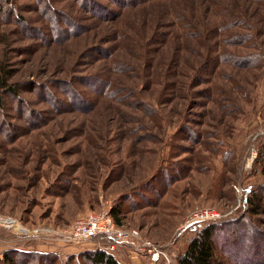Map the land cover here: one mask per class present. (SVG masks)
<instances>
[{"label":"rangeland","instance_id":"1","mask_svg":"<svg viewBox=\"0 0 264 264\" xmlns=\"http://www.w3.org/2000/svg\"><path fill=\"white\" fill-rule=\"evenodd\" d=\"M222 5L0 0V75L17 85L0 91V217L43 230L25 238L0 225V258L20 250L66 264L93 246L66 245L73 223L127 200L121 226L162 246L170 264L207 225L184 228L201 209L240 218L224 224L217 256L264 264V213L258 228L241 219L264 186V7L245 2L248 25L208 38L227 20ZM132 253L113 252L122 264Z\"/></svg>","mask_w":264,"mask_h":264},{"label":"trees","instance_id":"2","mask_svg":"<svg viewBox=\"0 0 264 264\" xmlns=\"http://www.w3.org/2000/svg\"><path fill=\"white\" fill-rule=\"evenodd\" d=\"M87 1H89L90 3L92 2L94 3L97 0H87ZM119 1L121 0H112V2L114 3H118ZM146 1H150V0H135V3L140 4ZM222 1H223V5L220 7V9L224 10V14H221L220 18L227 20L225 21L223 20L219 25H216L213 28L206 30L205 34L208 35V38L210 37V35L211 36L213 35L210 34V32L215 33L216 31H222V30L229 31L235 29L236 27L239 26L238 21H240L244 26L248 25L249 22L246 24L244 21V19L248 17L246 9L244 8L243 5L245 2L250 5H252V2H255L257 3L259 8L264 7V0H257V1L245 0V2L243 0H233V2L236 3L237 5L227 6V8L224 0ZM131 5L130 6L126 5L124 6V8L131 7ZM257 10L259 11V9ZM174 16L180 18L178 13H176ZM217 38H219L218 34H214L213 39H217ZM221 42L222 40L220 41V43ZM216 43H218V40L210 44V46L208 44V49H207L208 52H210V48H214L213 46L211 47V45L213 44L216 45ZM4 77L5 75H0V91L6 94H16L17 85L10 84L8 82V79ZM99 82H101V80H99L96 83L99 84ZM59 87L61 88V86ZM69 92L72 93L71 95L73 98L74 105H77L78 107L81 106L82 109H88L89 102L85 97L82 98L79 95H76L75 90L73 88L69 90ZM262 175L264 176V166L262 167ZM170 182H172V180L171 181L166 180V186ZM125 201L127 200L118 201L117 203L114 204V206L111 207L110 210V215L114 219L115 223L119 226L122 225V222L127 217L128 213H130V211L128 212V208L125 205ZM242 211L243 210H241V212ZM244 211L247 213V215L244 217H242L243 216L242 215L241 219L244 218V222L249 223L251 227L258 228L259 220L256 219L255 217L261 215L262 212L264 213V186L260 187L256 191L253 190L250 191V197L246 199L244 204ZM248 218H250L251 223L248 220ZM239 219L240 218L237 219L229 218V220L226 219L224 221L217 220L207 223V225H205L201 230H199L196 236L189 242L185 252L179 256V264H230L228 263L227 260H224L223 256H217L218 253L217 244L220 243L222 246L228 244L225 243L227 242L228 238L226 237L227 236L226 233H224L226 231L224 224H235L238 223ZM241 224L242 223L236 224V229L240 230V232L242 233L244 228L241 226ZM242 236L245 237L243 233ZM216 239H218V243ZM94 242L99 243L100 245L103 246H107L111 244V242H109L105 238H97L94 240ZM240 248L242 249V246ZM69 259L67 260L66 264H71L76 259H82L86 261L88 264H122V262L113 253L107 252L106 250H103L101 248L82 250L77 256H71ZM58 260L59 259L54 258V256H49L48 254L46 255L37 252L10 250L4 254L3 258H0V264H32L31 261L32 262L35 261L36 263L38 262L39 264H50L51 262H52L51 264L53 263L55 264L56 262L57 263L59 262Z\"/></svg>","mask_w":264,"mask_h":264},{"label":"built area","instance_id":"3","mask_svg":"<svg viewBox=\"0 0 264 264\" xmlns=\"http://www.w3.org/2000/svg\"><path fill=\"white\" fill-rule=\"evenodd\" d=\"M221 215L212 209L196 210L185 222L184 228L194 224L210 223L217 221ZM0 225L6 230H14L17 234L29 238L38 239L43 230H30L21 225L17 219L11 217H0ZM97 238H105L110 245L103 246L97 243V247L107 252L117 251L119 246L129 245L135 255L144 257L150 264H157L165 261L170 264V257L167 251L151 240L142 236V232L136 228H127L115 223L109 210L89 213L80 218L67 231L64 241L66 245L82 246L93 243Z\"/></svg>","mask_w":264,"mask_h":264},{"label":"crops","instance_id":"4","mask_svg":"<svg viewBox=\"0 0 264 264\" xmlns=\"http://www.w3.org/2000/svg\"><path fill=\"white\" fill-rule=\"evenodd\" d=\"M91 245L95 246V248H98V247H97L98 244H97L96 242L91 243ZM93 246H91L90 248L93 249V248H92ZM83 249H84V248H83ZM83 249H80V250L78 249V250H79L78 252L82 251ZM87 249H88V247H87ZM119 249H120V250H118L117 255L120 256V257H123V256L126 257L125 252H124L121 248H119ZM129 257H131L133 264H138V262H142V259H143L144 261H146V259H145L144 257H142V256H138V255H134L133 253H132L131 256H129ZM122 259H124V258H122ZM137 259H139V261H138Z\"/></svg>","mask_w":264,"mask_h":264}]
</instances>
